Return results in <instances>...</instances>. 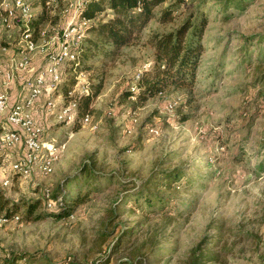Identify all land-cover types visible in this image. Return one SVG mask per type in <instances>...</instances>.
Masks as SVG:
<instances>
[{
	"label": "rangeland",
	"instance_id": "374dc122",
	"mask_svg": "<svg viewBox=\"0 0 264 264\" xmlns=\"http://www.w3.org/2000/svg\"><path fill=\"white\" fill-rule=\"evenodd\" d=\"M236 2L164 0L109 56L91 50L95 56L80 59L79 69L59 66L55 90L39 104L53 101L43 132L61 150L49 174H13L0 187L10 200H39L28 216L22 207L16 220L0 223V263L188 264L199 246L202 258L216 257L202 264H264V95L257 94L264 91V0ZM74 3L29 1L31 13L44 15L45 38L70 21ZM171 3L175 9L162 17ZM199 12L207 21L194 83L141 102L123 96L151 65L149 35ZM15 31L0 26V64L16 51ZM46 57L33 59L42 66ZM95 83L101 87L87 123L55 120L67 87L77 94ZM22 92L16 81L12 100ZM173 168L182 175L166 184L161 172ZM43 188L56 191L51 197H60L67 215L52 216L59 205H44Z\"/></svg>",
	"mask_w": 264,
	"mask_h": 264
},
{
	"label": "built area",
	"instance_id": "2783aa9c",
	"mask_svg": "<svg viewBox=\"0 0 264 264\" xmlns=\"http://www.w3.org/2000/svg\"><path fill=\"white\" fill-rule=\"evenodd\" d=\"M29 1L0 0V26L6 30L18 29L16 51L0 64V187L9 184V178L13 174L27 176L31 172H37L45 175L52 171L61 145L46 139L42 119L53 109V101L48 96L60 80L59 66L63 62L77 59L78 44L84 27L89 22L88 18L79 15L78 8L82 0H75L71 19L78 18L77 23L75 20L71 23L70 19L58 34L55 31L47 38L44 32L46 30L38 28L37 40L24 22L31 14ZM36 53L47 54L45 63L37 71L31 62ZM144 68L147 67L140 69L134 79L139 78ZM13 81H20L23 86L22 95L16 100H10L9 97ZM130 89L137 88L132 83ZM45 94L48 96L42 108L39 100ZM75 94V89L71 87L66 91L65 99L54 107L56 121L69 123L75 120ZM173 105L174 102L169 101L165 106L168 111H172ZM79 120L87 123L89 113H84ZM42 194L44 205L48 208L55 207L60 201L59 196L51 197L48 188H43ZM17 218V214L10 217L0 215V223Z\"/></svg>",
	"mask_w": 264,
	"mask_h": 264
},
{
	"label": "trees",
	"instance_id": "16d2710c",
	"mask_svg": "<svg viewBox=\"0 0 264 264\" xmlns=\"http://www.w3.org/2000/svg\"><path fill=\"white\" fill-rule=\"evenodd\" d=\"M45 1V0H44ZM164 0H82L78 10L79 15L88 18L89 21L98 17L103 12H107V18L98 22H88L84 27L83 36L80 39L77 49V59L73 62L68 61L69 67L79 69L80 59L86 56L94 57L91 50L101 53L103 56H109L122 45L128 43L135 32L140 31L146 22L155 16V7ZM225 7L233 1H237L235 6L238 7L240 0H216ZM242 1V0H241ZM175 9L174 3L167 5L163 10L162 17H167ZM109 11V13H108ZM44 15L41 11L31 13L26 19L25 24L28 30L36 33ZM207 17L199 12L194 17L185 18L177 27L166 32H153L148 37L149 44L153 47V59L151 65L144 68L139 78L133 80L136 90L129 89L123 91V96H136V100L144 101L163 92L167 88H179L191 86L196 77V70L199 64L201 52L203 50V33ZM25 27H22L24 29ZM85 32H91L93 38L86 37ZM101 85L95 83L92 88L84 89L76 95V116L81 117L88 112V104L92 96L97 93ZM67 87L63 91L66 97ZM264 95V91L257 92ZM264 101V100H263ZM264 147V144H263ZM261 165L264 159L260 161ZM162 179L166 184L177 180L182 175V170L173 168L161 172ZM55 192L50 193L55 196ZM147 198V197H146ZM160 198V197H158ZM150 199V197H148ZM39 200L32 201L10 200L5 197L0 190V215L10 217L15 215L16 211L23 207L25 216L37 206ZM59 210L52 213L54 218H60L67 215L68 210L65 208L63 201L58 202ZM39 215L37 214L36 217ZM203 252L196 247L188 261V264H202L205 260L216 257L202 258ZM14 259H6L0 264H16Z\"/></svg>",
	"mask_w": 264,
	"mask_h": 264
},
{
	"label": "crops",
	"instance_id": "0c3cea01",
	"mask_svg": "<svg viewBox=\"0 0 264 264\" xmlns=\"http://www.w3.org/2000/svg\"><path fill=\"white\" fill-rule=\"evenodd\" d=\"M16 29V31H15V33H16V35L18 36V29L17 28H15ZM38 39V38H37ZM13 46H14V43L12 44ZM15 45H17V42L15 43ZM16 48V47H15ZM11 52V51H10ZM8 54V53H7ZM39 56L40 54H38V53H36L35 55H33V57H32V59H31V62H32V66H33V68H34V70L35 71H37V70H39L40 68H41V66H39V61L37 60V59H33V58H35L36 56ZM43 55V54H42ZM3 62H5V61H3ZM15 82L16 81H13L12 82V84H11V88H12V85H14L15 84ZM11 88L9 89V97H10V100H12L13 98H11ZM45 116H43V118H44ZM43 120V119H42Z\"/></svg>",
	"mask_w": 264,
	"mask_h": 264
}]
</instances>
